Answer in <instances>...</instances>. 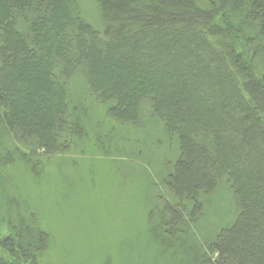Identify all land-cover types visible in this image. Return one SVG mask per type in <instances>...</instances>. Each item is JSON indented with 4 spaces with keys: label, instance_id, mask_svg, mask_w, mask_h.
Returning a JSON list of instances; mask_svg holds the SVG:
<instances>
[{
    "label": "trees",
    "instance_id": "1",
    "mask_svg": "<svg viewBox=\"0 0 264 264\" xmlns=\"http://www.w3.org/2000/svg\"><path fill=\"white\" fill-rule=\"evenodd\" d=\"M263 11L264 0H0V178L11 183L3 164L18 162L39 176L95 132L122 169L138 159L149 171L152 236L179 252L184 240L193 264H264ZM12 194L24 204L0 199V264H38L48 233Z\"/></svg>",
    "mask_w": 264,
    "mask_h": 264
},
{
    "label": "rangeland",
    "instance_id": "2",
    "mask_svg": "<svg viewBox=\"0 0 264 264\" xmlns=\"http://www.w3.org/2000/svg\"><path fill=\"white\" fill-rule=\"evenodd\" d=\"M160 2L172 5L177 0ZM263 17L264 11L254 14L253 23H261ZM255 81L264 96V80ZM93 135L70 154L43 165L39 176L22 162L3 164L11 183L0 178V199L4 203V197L11 196L18 201V194H12L17 186L48 233L38 264H193L184 240V245L177 244L179 252L168 239L150 234L147 202L152 184L144 163L130 159V171L122 169L115 147L104 151L106 145ZM0 150L4 151L1 144Z\"/></svg>",
    "mask_w": 264,
    "mask_h": 264
}]
</instances>
